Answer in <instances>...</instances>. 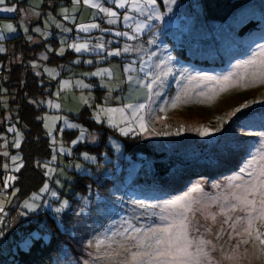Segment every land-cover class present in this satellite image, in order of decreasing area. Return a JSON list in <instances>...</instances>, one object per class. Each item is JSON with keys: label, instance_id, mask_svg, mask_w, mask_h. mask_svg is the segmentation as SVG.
Returning a JSON list of instances; mask_svg holds the SVG:
<instances>
[{"label": "rangeland", "instance_id": "1", "mask_svg": "<svg viewBox=\"0 0 264 264\" xmlns=\"http://www.w3.org/2000/svg\"><path fill=\"white\" fill-rule=\"evenodd\" d=\"M97 2L110 10L111 6L106 3L111 2L109 5L115 6L113 0ZM60 3L64 10L59 7L57 15L55 10ZM70 3L66 5L68 0H5L4 4H0V8L16 9L11 13L0 12V70H7L11 61H19L20 55L15 57L12 54L13 45L8 40L22 35L30 45H46L37 58L30 60L28 64L33 73L46 78L49 87L50 84L54 85L52 95L35 100L37 105L45 108L42 114L43 125L53 148L52 159L41 164L46 182L38 192L19 204L14 183L23 166L20 148L24 135L12 120L11 96L0 80V110L5 111V118L9 122L7 130L0 137V153L4 158L5 172V185L0 192V206L3 208L0 212V250L6 256V264H22L16 257L28 251L36 240L50 241L53 230L50 219L58 229L78 243L80 253L82 252L77 260L76 254L63 246L53 264H120L123 253L121 257L114 256L112 260H97L96 256L111 254L113 249L121 251L117 248V243L122 239L118 233L127 226V222L130 221L136 227L156 226L161 223V215H169L174 211L164 208L170 201L185 197L203 201L209 195L218 194L234 176L241 174L246 161L264 150V140L260 136L264 132V114H256L248 121L251 123H247L249 128L246 134L242 135L239 130L230 128L232 138L228 141L235 146L231 153H238V156L245 154L233 173L220 178L192 180L189 187L179 194L159 196L155 193L158 185L155 182L160 177L192 167L204 168L209 164L211 156L225 148L229 150L227 140L221 143L219 139L229 130L231 118L250 109V105L255 112L264 110V84L260 82L240 81L239 84L229 85L224 91L201 96V92L208 93L210 88L217 86L206 81L188 79L189 76L228 75L237 71L235 66L238 63L251 59L257 51L264 48V0L247 1L224 22L207 20L200 0H176L174 4L167 3V0H157L156 10L161 13L162 19L152 20L151 27L139 34H135L134 27H127L123 18L125 15L135 17V21H129V24L148 23L147 16L139 15L130 7H117V10L112 9L117 12L120 10L116 24H109L107 28L100 25L101 28L97 31L83 37H73L72 27L81 32V26L92 24L86 17L96 8L86 4L83 10L82 5L85 3L83 1L81 5V0H73L72 6ZM34 9L44 11L36 14ZM63 13L65 18L60 19L59 16ZM7 25H12L16 31H7ZM117 31L128 32L129 35H135V38L129 40L124 36H116L114 33ZM53 38L59 41L57 54L60 55L71 50L72 45L77 43H88L89 47H93L102 42L104 49L92 50L90 54L89 48L85 57L53 66L45 63L56 50L52 45ZM126 45L134 50L124 53ZM117 50L121 51L120 56L108 55V52ZM101 51L103 54L99 56ZM5 55L9 56L2 60ZM89 60L92 62L88 63ZM130 64L136 71H125ZM102 68L110 69L113 75H92ZM146 72L149 73L147 77ZM157 73L161 74L163 84L159 87L153 85L151 109L154 118L149 120L147 109L145 112L148 131L137 130L127 136L142 135L154 153L164 155L163 165H158L159 170L155 161L145 154H140L135 159L125 155L121 137L127 136L118 128L110 126L105 114H100V120L96 118L101 108L118 109L128 103L148 104L149 101L145 98L148 94L146 84L130 83L128 77L143 78L150 83L151 77ZM78 82L88 87H82ZM95 83L106 92L98 94ZM178 95L181 100L176 102ZM173 103L177 104L175 108L171 106ZM85 108L90 110L91 118L96 123L115 130L107 139L112 155L109 152L91 154L83 150L77 151L80 144L98 145L100 140L98 130H91L77 120ZM161 108L164 109L163 112L159 111ZM112 116L119 123L120 114L117 112ZM65 121L76 124L79 128H68ZM125 126L120 123L121 128ZM131 127L136 128L137 125L133 124ZM81 129L86 130V138L73 143L78 140ZM202 129H208L212 135L201 136L199 130ZM68 131H76L77 134L68 139ZM74 151L78 152V156L72 161L70 158ZM85 154L94 159H85ZM197 162H200V166ZM218 165H222L221 162ZM86 175L96 180L99 186L108 184L105 188L108 189L107 192H101L100 187L94 191L91 186L87 194L78 192L75 188L78 176ZM8 177L15 179L9 181ZM105 179H109L111 183ZM45 185L47 191L43 190ZM217 185L220 186L219 189ZM193 189L199 191L194 192ZM53 192L56 193L55 196L52 195ZM33 196L40 198L33 200ZM65 201L67 207H62ZM25 202L34 204V209L25 208ZM140 202L146 207H140ZM16 208L18 209L15 211ZM57 208L62 210L56 212ZM126 243L130 244L131 241ZM215 243L217 249L223 247L224 253L230 254L228 245L234 242L218 240ZM109 244H112V248L107 247ZM245 247L248 246L241 245V251ZM255 251L256 255H243L240 264H264V259L258 254L259 246ZM213 257L223 260V254L219 251L213 253ZM223 264L231 262L223 260Z\"/></svg>", "mask_w": 264, "mask_h": 264}, {"label": "snow or ice", "instance_id": "2", "mask_svg": "<svg viewBox=\"0 0 264 264\" xmlns=\"http://www.w3.org/2000/svg\"><path fill=\"white\" fill-rule=\"evenodd\" d=\"M79 2V0H78ZM116 7L124 9L130 7L141 16H147L148 23L137 22L129 24V21H135V17L130 15L124 16V22L127 27H134L135 34H139L145 28L151 27L152 20H161V13L156 10L157 0H113ZM176 0H167V3L174 4ZM5 0H0V4H4ZM84 3L92 8L99 9L100 12L105 13L109 19V24H116L118 22V13L103 7L97 0H84ZM15 7L0 8V12H15ZM99 28L98 24H89L81 26L80 31L89 32L92 29ZM6 30L15 32L16 29L12 25H7ZM26 30V29H25ZM39 31V29H37ZM116 36H124L129 40L135 38V35H129L128 32H115ZM72 47L78 53L88 52V43L73 44ZM93 49H104V44L98 43L93 46ZM130 45L123 48L124 53L133 51ZM109 56H120L121 51L108 52ZM92 61L89 60L88 63ZM160 67V65H156ZM237 71H233L228 75L222 77L215 76H189V80L206 81L217 87L209 89L208 93L201 92V96H208L217 91H224L226 87L233 84H239L240 81L251 83L260 82L264 84V48L257 51L251 59L242 61L236 66ZM243 69L244 71H239ZM143 71V69H141ZM127 72H134L136 69L132 68L131 64ZM169 72L171 69L168 70ZM93 76L110 77L113 72L108 68H102L92 73ZM149 76V73H145ZM130 83L146 84L148 104L140 103L134 105L128 103L121 108H101L97 114V120H100V114L103 113L107 117V123L127 136L130 132L137 130L147 132L148 127L145 122V112L149 120L153 119L151 102L153 100V85L157 87L162 86L163 80L161 74L157 73L151 77L149 83L146 79H137L129 76ZM82 87L88 85L78 82ZM247 86V84H245ZM159 93L157 92V95ZM176 102L181 100V96H177ZM87 102V101H85ZM173 108L177 106L176 103L171 105ZM58 107V106H57ZM245 107H248L245 105ZM163 112L164 109H159ZM120 114L119 123L113 118V113ZM104 122V121H101ZM120 123L126 126L121 128ZM68 128H79L78 125L65 121ZM137 125L136 128L131 125ZM245 126L241 125V129ZM219 131V129H217ZM85 129L79 132V138L73 143L83 141L85 137ZM179 134V133H177ZM201 136H209L212 133L208 129L199 130ZM251 135V133H247ZM261 139L264 140V132L260 133ZM94 139V138H93ZM17 146H19L17 144ZM85 159H94L85 154ZM15 160V158H13ZM7 167V166H5ZM19 169L17 168L16 171ZM52 171V170H50ZM246 177V178H245ZM15 177H8V180H14ZM219 189L220 186L217 185ZM44 191H47L45 185ZM199 191V189H193ZM56 195L55 192L52 193ZM39 196H33V200H38ZM140 207H146L143 202L139 203ZM25 208L34 209L35 205L25 202ZM62 207H67V201ZM152 207V206H149ZM165 210H174L169 215H161V223L156 226L136 227L130 221L127 226L118 233L122 239L117 243V248L112 250L111 254L104 256L97 255L96 259L112 260L113 257H121L120 264H223V260L230 261L231 264H240V258L245 254L256 255V247L259 246V256L264 259V150L259 155L253 156L250 161H246L245 166L241 169V174L233 177L228 183L227 187L220 190L216 195H209L203 201H194L192 197H185L182 200L170 201L164 206ZM62 209L57 208L56 212ZM3 211L0 206V212ZM2 222V221H0ZM229 242L228 245L230 254L224 253V248L217 249L215 241ZM131 241V243H126ZM103 243V242H101ZM241 245H245L241 251ZM100 245H97L99 249ZM112 248V244L107 246ZM219 251L223 254V260L214 259L213 253Z\"/></svg>", "mask_w": 264, "mask_h": 264}, {"label": "trees", "instance_id": "3", "mask_svg": "<svg viewBox=\"0 0 264 264\" xmlns=\"http://www.w3.org/2000/svg\"><path fill=\"white\" fill-rule=\"evenodd\" d=\"M71 0H68V3ZM249 0H200L203 6L205 18L211 21L224 22L235 10L244 5ZM45 8V6H44ZM55 51L50 54V57L45 63L59 66L60 64L71 63L77 57H85L79 55L72 50L66 51L63 55L57 54L59 48V41L55 38L51 40ZM13 45V55L16 57L20 55V59L17 62H10V66L6 69L0 70V80L2 86L7 90V94L11 96L10 106L12 111V120L19 126L24 135V140L20 148L22 152L23 166L17 173V179L14 186L17 189L16 200L19 204L29 199L32 194L38 192L46 182V178L41 169V164L47 163L53 157V148L47 132L44 129L42 114L45 108L37 105L35 100L44 98L47 95L53 94V84H47L45 77H39L32 72L29 66V61L36 59L37 56L45 49V44L30 45L26 42L25 38L21 35L15 39L8 40ZM9 55L3 56L4 58ZM97 92L104 93L106 91L101 90L98 85ZM250 109L239 112V114L230 120L229 130L223 134L219 139V142L226 141V146L229 145V150L225 148L224 151L217 153L210 157L209 164H206L204 168L192 167L190 169L182 170L180 173H171L170 175L160 177L155 183H157L156 194L157 195H172L184 192L191 184L192 180L198 178H220L233 173L242 160L245 154L238 156V153L232 154L234 150V144L229 143V138H232L231 129H236L240 134H246L249 125V120L253 119L256 114H264V110L254 111V108L250 105ZM253 116V117H252ZM85 126L91 130H98L100 140L98 145H91L88 143L80 144L77 147V151H86L91 154H99L102 152H109L112 155V149L107 144L109 135L114 134L115 130L109 128L106 125H100L91 118V112L88 108H85L77 118ZM9 122L5 118V111L0 110V137L1 134L7 130ZM241 125L245 128L241 129ZM231 128V129H230ZM77 134L76 131H68L66 138L72 139ZM125 145V155H129L132 158H137L140 154H145L149 158L155 161V165H163L162 160L164 155L154 153L150 148V145L144 139L142 135H136L135 137L127 136L121 137ZM245 140V136L243 137ZM1 141V138H0ZM11 146V145H10ZM74 151L71 160L74 161L78 156V152ZM232 154V156H230ZM75 155V156H74ZM221 162L222 165H218ZM4 158L0 153V192L1 188L5 185V172L3 171ZM200 166V162L196 163ZM217 167L216 169H211ZM187 171V173L185 172ZM163 172V171H161ZM108 183H111L109 179H105ZM108 184H104V187L99 186L98 182L90 176H78L77 184L75 188L81 194H87L90 190H97L98 187L101 192H107L105 189ZM162 187V188H159ZM18 208L15 209V211ZM14 214V213H13ZM12 214V215H13ZM53 230L51 239L49 242H42V240H36L28 251L22 252L16 258L22 261V264H53V260L60 254L61 248L66 246L72 253H75L76 259L81 257L80 248L78 243L68 234L62 232L56 227L54 221L50 219ZM6 260L5 254L0 250V264Z\"/></svg>", "mask_w": 264, "mask_h": 264}, {"label": "crops", "instance_id": "4", "mask_svg": "<svg viewBox=\"0 0 264 264\" xmlns=\"http://www.w3.org/2000/svg\"><path fill=\"white\" fill-rule=\"evenodd\" d=\"M60 2H61V0H59ZM72 1L73 0H71L69 3H70V6H72ZM82 1V3H81V5L83 4V1L84 0H81ZM104 2H105V0H104ZM69 3L68 4H66V5H69ZM109 3H111V2H109ZM109 3H106L108 6H111V10L113 9V8H116V10H117V7H115L114 5L112 6V5H109ZM58 4V3H57ZM57 4H55V5H57ZM102 4V3H101ZM103 5V4H102ZM83 6V10H84V7L85 6H87L86 4H84V5H82ZM59 7H61V10H64L62 7H64L63 5L61 6V3L58 5V7H56V10H55V12L57 13V15H59V12H60V10H59ZM82 10V11H83ZM43 9H41V10H39V9H34V12L36 13V14H40L41 12L43 13ZM114 11V10H113ZM117 12V11H116ZM120 12V10H118V12L117 13H119ZM118 16H120V14H118ZM60 17V19L62 18H65V15H64V13H63V15H61V16H59ZM121 17H122V15H121ZM92 24L94 23V24H98L99 25V28H101L100 27V25H102V26H104V27H106L107 28V25H109V23L107 22L108 21V19H109V17L105 14V13H103V12H100L99 11V9H93L92 10V12H89L88 14H87V17H86ZM56 19H58V18H56ZM118 19V18H117ZM41 20V19H40ZM61 22H63V21H61ZM67 24H64V26H66ZM89 25V24H88ZM112 25H114V24H112ZM87 26V25H86ZM70 28L72 27V26H69ZM113 26H111V28H112ZM73 28V30H72V33H73V37L75 36V35H77V36H79V37H83L84 35H86V34H89V33H91V32H94V31H97L98 30V28H95V29H92V30H90L89 32H78L75 28H74V26L72 27ZM79 30V29H78ZM54 36H55V34H54ZM96 45V44H95ZM89 48H91V52H89L90 54L92 53V50H94L93 49V47H89ZM73 52H75V53H77V54H79V55H85V53L86 52H80V53H78V52H76L73 48L71 49ZM106 50H108V49H106ZM94 51H97L96 49L94 50ZM109 51V50H108ZM103 53H102V51L100 52V54H99V56H101ZM105 54V53H104ZM95 55V54H94Z\"/></svg>", "mask_w": 264, "mask_h": 264}, {"label": "built area", "instance_id": "5", "mask_svg": "<svg viewBox=\"0 0 264 264\" xmlns=\"http://www.w3.org/2000/svg\"><path fill=\"white\" fill-rule=\"evenodd\" d=\"M75 156V155H74Z\"/></svg>", "mask_w": 264, "mask_h": 264}]
</instances>
